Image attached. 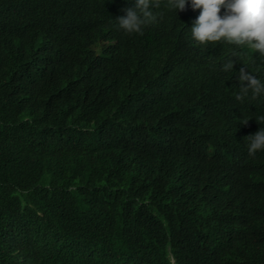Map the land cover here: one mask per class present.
I'll return each instance as SVG.
<instances>
[{
	"label": "trees",
	"instance_id": "obj_1",
	"mask_svg": "<svg viewBox=\"0 0 264 264\" xmlns=\"http://www.w3.org/2000/svg\"><path fill=\"white\" fill-rule=\"evenodd\" d=\"M134 3L0 0V264H264V57Z\"/></svg>",
	"mask_w": 264,
	"mask_h": 264
},
{
	"label": "clouds",
	"instance_id": "obj_2",
	"mask_svg": "<svg viewBox=\"0 0 264 264\" xmlns=\"http://www.w3.org/2000/svg\"><path fill=\"white\" fill-rule=\"evenodd\" d=\"M189 3L193 10H200L198 16L188 18L191 23L188 28L189 36L192 35L195 41L200 44L222 42L235 46L239 52L246 46L264 57V0H166V7L179 13L186 10ZM159 7V0H135L134 6L123 10L124 15L113 19V24L116 26L117 21L119 29L130 34H142L146 25L158 21L161 14L154 9ZM94 33L98 34V31L95 30ZM98 45L102 46V43ZM235 63L234 59H229L223 64V70L227 72L234 69ZM238 80L240 90L235 93L237 100L246 97L264 98V80L247 67L240 68ZM256 119L260 123L264 121V116ZM247 122L248 120L242 123ZM247 138L250 141V155L264 151V127Z\"/></svg>",
	"mask_w": 264,
	"mask_h": 264
}]
</instances>
